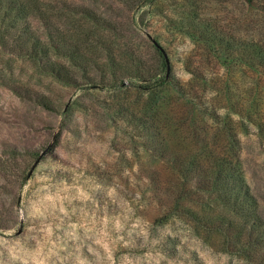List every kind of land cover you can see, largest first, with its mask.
Wrapping results in <instances>:
<instances>
[{"label": "rangeland", "instance_id": "374dc122", "mask_svg": "<svg viewBox=\"0 0 264 264\" xmlns=\"http://www.w3.org/2000/svg\"><path fill=\"white\" fill-rule=\"evenodd\" d=\"M16 1L31 14L24 23L0 10V264H246L216 233L190 234L173 218L157 224L160 211L140 200L144 171H171L143 149V108L172 94L131 80L160 69V49L168 70L202 93L196 76L209 84L224 71L195 38L197 22L264 45V0ZM243 68L237 75L256 82ZM203 127L220 135L211 120ZM239 139L264 219V135L251 125Z\"/></svg>", "mask_w": 264, "mask_h": 264}, {"label": "trees", "instance_id": "16d2710c", "mask_svg": "<svg viewBox=\"0 0 264 264\" xmlns=\"http://www.w3.org/2000/svg\"><path fill=\"white\" fill-rule=\"evenodd\" d=\"M246 1L250 4L254 0ZM3 8L5 12L10 9L9 20H29L30 8L22 1L0 0V10ZM83 14L93 18L89 10ZM197 23L195 38L202 39L214 52L223 75L208 84L199 73L194 81L202 88L200 93L193 83L183 84L168 70V58L158 49L160 69L138 76L136 81H143L140 84L131 80L136 88L155 96L163 91L172 94L166 101L165 95L158 98L159 107L143 108L142 128L146 132L143 129L139 134L143 149L171 171L163 178L154 169L144 171L137 187L144 195L149 193L140 200L156 209V214L160 211L154 220L157 224L173 218L187 225L190 234L207 237L216 233L225 252L237 255L246 264H264V219L253 209L257 199L245 175L239 139L251 125L264 135V45L243 44L218 30L216 23ZM245 65L257 75L256 82L250 84L237 75ZM123 86L121 79L111 89ZM37 102L53 108L45 98ZM208 120L218 124L220 135L215 139L203 127ZM175 128L182 129L178 141L171 136Z\"/></svg>", "mask_w": 264, "mask_h": 264}]
</instances>
